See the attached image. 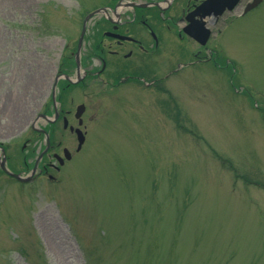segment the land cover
Returning a JSON list of instances; mask_svg holds the SVG:
<instances>
[{
    "label": "rangeland",
    "instance_id": "374dc122",
    "mask_svg": "<svg viewBox=\"0 0 264 264\" xmlns=\"http://www.w3.org/2000/svg\"><path fill=\"white\" fill-rule=\"evenodd\" d=\"M105 3L0 0L11 153L25 140L43 148L30 127L37 109L53 111L54 89L60 107L82 102L96 118L83 149L74 143L73 160L50 170L57 181L0 186V264H264V1L220 24L209 62H195L199 47L177 23L159 21L153 67L176 72L169 116L162 94L132 83L89 79L62 98L52 87L83 15Z\"/></svg>",
    "mask_w": 264,
    "mask_h": 264
},
{
    "label": "flooded vegetation",
    "instance_id": "af4514ba",
    "mask_svg": "<svg viewBox=\"0 0 264 264\" xmlns=\"http://www.w3.org/2000/svg\"><path fill=\"white\" fill-rule=\"evenodd\" d=\"M205 1L208 0H106L107 3L102 5L105 12L98 15L99 18L95 20L93 27L88 28L83 37L81 36V45H79V33L76 43L73 40L74 37L69 40L70 43L74 42L73 45L67 47L68 52L71 53L78 52L80 48L81 56L79 57L82 67L89 68L79 72L74 67V54L73 57H65L62 60L61 67H59L60 69L57 68L56 70L52 87L56 76H65L59 77L57 80V86H60L58 95L60 98L62 95L69 94L74 86L79 87L85 93V82L89 77L91 80L102 81L101 83L105 85H113L115 81L119 80L118 85H116L117 88L123 84L132 83L133 86H137L142 90L162 94L163 98L162 100L160 98V100L163 108L167 110L168 103H170V76L173 70L166 69L165 62L163 69L162 64L158 65L157 70L153 67L155 59L165 46L163 37L156 28L159 21L177 23L181 32L185 35L187 31L194 32L199 40H203L204 34L205 36L208 35L204 44L200 43L201 41L199 42L198 39H195L196 41L190 39L199 47L198 54L194 55L195 62H209L213 58L214 49H209L208 43L214 35L221 33L220 24L230 17H241L246 14L242 12L244 7L254 2V0H236L237 4L230 9L232 0H214L206 5L204 4ZM263 1L261 0L258 4L261 5ZM116 7H120L117 14L112 10ZM237 10H239V13L235 15ZM201 49L205 54L207 53V56L201 55ZM93 61H96L98 65L94 66ZM80 75H82L81 78ZM70 76L77 79L75 85L69 81ZM87 83L89 84V82ZM8 84L4 76L0 77V119L6 113L7 103L10 100L8 98L10 85ZM17 88H24L23 83L17 84ZM18 90H14L15 92L12 94L21 96L22 93ZM134 95L136 99L142 100V97L138 94ZM160 100L157 101L159 105L161 104ZM88 107V105L84 107L85 111L81 117L85 143L90 130L86 122L94 120V118L87 115ZM41 109L42 107L37 109L35 113L38 118L45 115L54 116L56 112L58 116L51 124L50 129L52 144L45 155L49 162L43 164V158L45 157L43 156L38 161L39 164L34 171L35 176L33 178H38L42 174L50 175L49 170H60V167H58L60 154L63 149L72 148L78 137L74 129L76 128L74 123L77 122L74 119L76 106L75 108L58 107L56 109L53 105V111L51 112L48 109H45V111ZM34 121L37 125L32 124L31 131L35 133V136L42 138L40 131L41 128L44 129L42 121L37 118ZM64 122H67V125H64ZM4 129L5 127L0 121V165L4 163L6 169L14 174L31 175L34 161L41 149L29 150L27 148L29 140H25L20 145L19 150L14 149L15 152L12 154L6 143L10 140V137ZM66 162L69 161H65L64 164ZM30 164L32 165L31 168L29 167ZM7 181L18 182L19 180L0 168V182L5 183Z\"/></svg>",
    "mask_w": 264,
    "mask_h": 264
},
{
    "label": "water",
    "instance_id": "95a60500",
    "mask_svg": "<svg viewBox=\"0 0 264 264\" xmlns=\"http://www.w3.org/2000/svg\"><path fill=\"white\" fill-rule=\"evenodd\" d=\"M211 1H212V0H210V1H208V2H211ZM256 2H257V1H256ZM256 2H254V3H256ZM253 5H256V4H253ZM251 7H252V6H251ZM96 12H98V11H96ZM96 12H94V13H96ZM94 13L89 14V15H93ZM84 25H85V24H84ZM84 25H83V26H84ZM84 28H85V26H84ZM82 111H83L82 106L78 107V109H77V117H79V116L81 115ZM46 119H47V118H46ZM47 120H48V119H47ZM82 142H83V139L80 138V145H79V147L81 146Z\"/></svg>",
    "mask_w": 264,
    "mask_h": 264
}]
</instances>
